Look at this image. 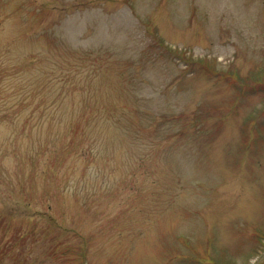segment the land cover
<instances>
[{
	"label": "rangeland",
	"instance_id": "374dc122",
	"mask_svg": "<svg viewBox=\"0 0 264 264\" xmlns=\"http://www.w3.org/2000/svg\"><path fill=\"white\" fill-rule=\"evenodd\" d=\"M0 264H264V0H0Z\"/></svg>",
	"mask_w": 264,
	"mask_h": 264
},
{
	"label": "trees",
	"instance_id": "16d2710c",
	"mask_svg": "<svg viewBox=\"0 0 264 264\" xmlns=\"http://www.w3.org/2000/svg\"><path fill=\"white\" fill-rule=\"evenodd\" d=\"M74 55L78 56L77 52L74 53ZM68 93L72 94L71 91H69ZM75 112H77V114H80V116L82 117L81 120H83V121L75 122L74 127H70L69 130H70V132L74 129L80 130L81 131V139L76 145H73L71 139L69 138V139H67V145L66 146H68V145L72 146L73 149H76V153L78 152V154L80 156H82L84 159H87V157L90 155L91 147L95 144L96 141H99V138L101 136L106 135L108 137L111 133H113L115 131H120L122 134H128L130 132L129 125H128V128H126L123 125L124 121L121 119L117 118L113 122H109L107 120L93 121V120L89 119V118H94V117H89V114L91 113L90 109L88 110L87 108H84V107L81 109L79 107H77V108L72 107L71 109H69V113L73 114ZM76 120H78V119H76ZM103 122H105V123H103ZM113 126H117L118 130H114ZM69 153H70V151H69ZM71 155H74V154L71 153ZM76 195L77 194H75V196ZM91 195L92 194L89 191V192L85 193L83 197L89 198V200H90ZM82 201L85 202L84 198H82Z\"/></svg>",
	"mask_w": 264,
	"mask_h": 264
}]
</instances>
